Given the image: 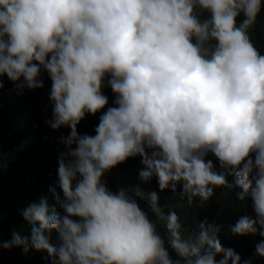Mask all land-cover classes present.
I'll list each match as a JSON object with an SVG mask.
<instances>
[{
    "label": "clouds",
    "instance_id": "1",
    "mask_svg": "<svg viewBox=\"0 0 264 264\" xmlns=\"http://www.w3.org/2000/svg\"><path fill=\"white\" fill-rule=\"evenodd\" d=\"M262 10L264 0H0V93L8 80L42 89L46 71V123L70 128L59 140L66 151L47 170L49 199L35 194L17 211L30 239L14 231L0 248L31 244L49 264H241L218 238L222 204L212 225L185 236L180 213L165 216L156 192L148 194L154 221L104 177L139 156L142 180L157 178L162 192L179 187L189 203L235 184L256 216L241 217L231 233L264 237V54L249 36ZM105 108L96 134H79L86 114ZM256 253L264 257V240Z\"/></svg>",
    "mask_w": 264,
    "mask_h": 264
},
{
    "label": "trees",
    "instance_id": "2",
    "mask_svg": "<svg viewBox=\"0 0 264 264\" xmlns=\"http://www.w3.org/2000/svg\"><path fill=\"white\" fill-rule=\"evenodd\" d=\"M206 17L207 13L202 16V19ZM239 19L242 20L243 16ZM249 36L261 54H264V10L249 30ZM40 78L44 82L42 89L24 88L21 90L16 83L8 80V84L0 93V241L2 242L10 241L14 231L30 239L32 227L26 230L17 211H23L29 207L27 201L30 196L37 194L38 199L48 198L47 170L53 163L54 157L56 156L59 160L60 154L66 151L64 145L59 142L60 137L70 134L68 127L54 130L46 123L47 120L53 118V107L49 98L52 81L46 71H42ZM102 91L109 100L107 107L115 106L116 97L108 86L107 80H105ZM106 110L107 108L95 116L86 114L85 119L78 125L79 134L95 135L100 116ZM144 168L141 157L129 158L105 174L107 187L113 192L123 189L136 196L141 208L147 211L154 221H157V216L151 211L148 194L156 192L159 197V207L165 216L173 208L180 213L179 218L184 225L182 233L185 236L198 233L199 224L202 222L206 221L210 225L215 222L216 212L221 206L216 197L210 198L203 204L199 198L189 203L179 187L177 192L171 190L162 192L151 180H142L139 172ZM50 187L51 185L48 188ZM232 191L233 196L230 194V200L233 205L251 200V198H246L241 201L237 194L242 189L235 184ZM236 211L240 212L231 215L233 216L232 221L234 220L233 226L241 217H244L242 210L235 209ZM230 227H223V232L218 233L222 246L225 249H233L239 254L241 264H264V257L256 253V245L264 240V237H261L258 232L243 236L230 235ZM158 231L166 240L168 239L169 234L165 221H158ZM57 233L55 230L46 233L53 246V239ZM169 251L173 260L180 259L170 245ZM47 257L52 261L46 251H37L31 244L27 252L23 247L0 248V264H49ZM220 258L221 256L218 255L217 259Z\"/></svg>",
    "mask_w": 264,
    "mask_h": 264
},
{
    "label": "rangeland",
    "instance_id": "3",
    "mask_svg": "<svg viewBox=\"0 0 264 264\" xmlns=\"http://www.w3.org/2000/svg\"><path fill=\"white\" fill-rule=\"evenodd\" d=\"M254 155H253V158H254ZM206 159L213 161V163L216 166L217 171H222V169L220 168L219 161L214 156V154L209 153L208 158H206ZM228 180H229V183L233 185L234 177L229 176ZM154 182L158 187L157 178H154ZM230 194L233 196L232 187L231 188L217 187L214 189V195L213 196H216L218 198V201L222 204V208L225 211H227L226 217H224L225 212H224V215L221 217L222 222L220 223V229L223 227H226V226L227 227L233 226L234 220L232 221L233 216L231 217V215L234 213L240 212V211L235 212V209L242 210L244 216H249V217H253V218H255V216H256V214L253 210V207H252V200L246 201L244 203H238V204L235 203L233 205V204H230L231 203ZM229 221L231 223L230 226H229V224H230ZM227 229H229V228H227ZM226 231H228V230H226ZM220 232H223V230L221 229ZM229 234L234 235L233 233H231V231H229Z\"/></svg>",
    "mask_w": 264,
    "mask_h": 264
}]
</instances>
